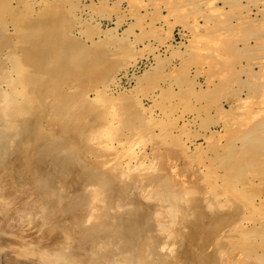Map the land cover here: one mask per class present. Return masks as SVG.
I'll return each mask as SVG.
<instances>
[{
  "label": "rangeland",
  "instance_id": "1",
  "mask_svg": "<svg viewBox=\"0 0 264 264\" xmlns=\"http://www.w3.org/2000/svg\"><path fill=\"white\" fill-rule=\"evenodd\" d=\"M0 2V260L264 264V0Z\"/></svg>",
  "mask_w": 264,
  "mask_h": 264
},
{
  "label": "bare ground",
  "instance_id": "2",
  "mask_svg": "<svg viewBox=\"0 0 264 264\" xmlns=\"http://www.w3.org/2000/svg\"><path fill=\"white\" fill-rule=\"evenodd\" d=\"M45 1V0H44ZM60 2V1H59ZM1 3V2H0ZM55 3H57V2H55ZM180 3V2H179ZM176 4V3H175ZM232 4V3H231ZM235 4V3H234ZM184 5V4H183ZM233 5V4H232ZM55 7V6H54ZM58 7V6H57ZM179 7V6H178ZM94 9V8H93ZM60 11V10H59ZM62 11V10H61ZM151 11V10H150ZM13 13H15V12H13ZM12 13V14H13ZM60 14H62V13H60ZM60 16V15H59ZM213 17V16H212ZM135 18H136V16H135ZM134 18V19H135ZM19 19V18H18ZM60 19V18H59ZM68 19V18H67ZM120 19V18H119ZM118 19V20H119ZM228 20V19H227ZM19 21V20H18ZM224 21H226V20H224ZM10 22V21H9ZM72 25V24H71ZM224 25V24H223ZM230 25V24H229ZM219 27V26H218ZM227 31V30H226ZM213 32V31H212ZM87 33H89V32H87ZM93 33V32H92ZM208 35V34H207ZM109 36V35H108ZM115 37V36H114ZM125 40V39H124ZM191 43V42H190ZM231 44V43H230ZM233 45V44H232ZM128 50V49H127ZM129 52V51H128ZM235 52V51H234ZM253 76V75H252ZM254 78V77H253ZM252 81V80H251ZM251 81H250V83H251ZM253 81H254V79H253ZM252 81V82H253ZM188 85V84H187ZM218 85V84H217ZM224 88V87H223ZM182 90V89H181ZM180 92V91H179ZM192 92V91H191ZM159 96V95H158ZM180 96V95H179ZM198 98V97H197ZM211 98V97H210ZM182 99V98H181ZM187 99V98H186ZM158 105H159V103H158ZM231 115V114H230ZM264 120V119H263ZM262 121V120H261ZM259 122V121H258ZM247 124V123H246ZM256 125H257V123H256ZM110 127V126H109ZM112 127V126H111ZM232 127V126H231ZM253 128H254V126H252ZM263 127H264V121L263 122H261V123H259L258 124V126L257 127H255V129L256 130H254V129H250L249 131H247L246 133L244 132V135L242 136V146H248V144H250V142H251V140L253 139V138H255L257 135L259 136V132L258 131H260V130H262L263 129ZM107 128V127H106ZM247 128H249V127H247ZM264 130V129H263ZM104 131H106V129H104ZM245 131V130H244ZM257 131V132H256ZM108 132V131H107ZM110 132H111V130H110ZM242 132V131H241ZM240 132V133H241ZM105 133V132H104ZM109 133V132H108ZM243 133V132H242ZM264 133V132H263ZM107 134V133H106ZM257 134V135H256ZM26 136H27V134H26ZM239 136V135H238ZM235 137V136H234ZM24 138V137H23ZM237 138V137H236ZM260 139V143H259V145L257 146L258 147V149H260L261 151H264V135L263 136H261V137H259ZM29 139H30V137H29ZM28 139V140H29ZM26 140V139H25ZM256 140H257V138H256ZM27 141V140H26ZM30 141V140H29ZM111 141V140H110ZM227 141V140H226ZM236 141V140H235ZM28 142V141H27ZM112 142V141H111ZM228 142V141H227ZM257 143H258V141H257ZM256 143V144H257ZM254 145V144H253ZM241 146V147H242ZM240 147V148H241ZM239 148V149H240ZM243 148V147H242ZM230 149V148H229ZM243 149H245V147L243 148ZM248 149V148H247ZM257 150V149H256ZM252 152V151H251ZM234 153V152H233ZM236 153V152H235ZM240 154V153H239ZM22 155V154H21ZM229 155V154H228ZM243 155V154H242ZM256 156H257V154H255ZM23 157H24V154L22 155ZM232 156V155H231ZM241 156V155H240ZM224 157H228V156H225L224 155ZM241 158V157H240ZM228 159H230V158H228ZM24 160L26 161V159H25V157H24ZM22 161V160H21ZM20 161V162H21ZM23 163H24V161H22ZM258 162V161H257ZM17 163V162H16ZM22 163V164H23ZM26 163V162H25ZM219 164V163H218ZM16 165V164H15ZM15 165H14V167H15ZM19 165V164H18ZM12 167V166H11ZM21 168V167H20ZM11 169V168H10ZM14 169V168H13ZM28 169V168H27ZM21 170V169H20ZM23 170H25V169H23ZM84 170V169H83ZM82 170V171H83ZM18 170H14V175H17V172ZM79 172L81 171V170H78ZM77 171V172H78ZM28 172H30V170L28 171ZM38 172V171H37ZM87 172V171H86ZM9 173H10V171H9ZM18 173H20V172H18ZM34 173V172H33ZM32 173V174H33ZM76 173V172H75ZM35 174V173H34ZM84 174V173H83ZM21 175V174H20ZM31 174H29V176H30ZM75 175V174H74ZM20 177V176H19ZM19 177L17 178V179H19ZM24 178H25V176H24ZM12 179V178H11ZM14 179V178H13ZM27 179V178H26ZM5 180H7V179H5ZM28 180L29 179H27V180H21L20 179V182H17L16 180V182H17V185L20 187V186H24V185H26V184H28L29 182H28ZM3 180H1V182H2ZM8 181V180H7ZM12 181V180H11ZM14 181V182H15ZM5 182V181H4ZM33 182V181H32ZM59 182V181H58ZM73 182V181H72ZM3 184V183H2ZM7 184V183H6ZM14 184V183H13ZM66 184V183H65ZM12 185V184H11ZM27 186V185H26ZM58 186V185H57ZM61 186H62V184H61ZM106 186V185H105ZM68 187V186H67ZM14 188V187H13ZM49 188V187H48ZM60 190V189H59ZM1 192L2 191H0V194H1ZM111 192V191H110ZM46 194V193H45ZM111 195H113L112 193H111ZM111 195H110V193H109V198L111 197ZM55 196V195H54ZM61 196V195H60ZM59 196V197H60ZM54 199V198H53ZM64 200V199H63ZM62 200V201H63ZM111 200V199H110ZM54 201V200H53ZM60 202V201H59ZM112 206V205H111ZM63 210V209H62ZM108 211V210H107ZM132 212V211H131ZM104 215V214H103ZM100 217V216H99ZM101 217H103V216H101ZM68 218V217H67ZM124 218V217H123ZM133 220L131 221V220H129V218L127 217V219H125V220H116L115 222L114 221H112V219H107L106 220V222H107V226H105V228H102V230H104V234L106 233L107 234V239H109L110 241H112V243H117V244H114V246H112V247H109L108 246V243H107V239L106 240H99V247H100V251H101V253L103 254V255H107L108 256V258H110V260L111 261H114L113 259H115V258H112V257H115L114 255H116V253H122V252H124V251H126L130 246H132L133 244H134V242H136L137 240H138V237H137V232H134V229L135 228H137L138 226H140V224H141V216L140 215H134L133 217H131ZM66 219V218H65ZM75 219V218H74ZM102 219V218H101ZM102 220H100L99 221V219L97 218V220H96V222H97V224L98 223H100ZM44 222V221H43ZM61 222V221H60ZM67 222V221H66ZM74 222H76V221H74ZM56 223H57V221H56ZM65 222H63V224H64ZM102 223V222H101ZM45 224V223H44ZM63 224H62V226H63ZM71 225H72V223H70ZM58 225V224H57ZM68 225V224H67ZM96 225V224H95ZM100 225V224H99ZM104 225V224H103ZM102 225V226H103ZM53 226V225H52ZM62 226H60V227H62ZM65 226V225H64ZM71 227V226H70ZM75 227V226H74ZM96 227H97V225H96ZM38 229V232H40V233H42V239L44 240V241H46V240H49V241H53V239H54V237H55V232L57 231H55V229H53L51 226L50 227H48V228H45L44 230H41L39 227H37ZM55 228H56V226H55ZM58 228V227H57ZM63 228L64 227H62V230H63ZM68 229V228H67ZM85 229V228H84ZM88 229V228H87ZM138 229V228H137ZM29 230H31V229H29ZM29 230H28V232H29ZM79 230V229H78ZM81 230V229H80ZM79 230V231H80ZM33 231H34V229H33ZM64 231V230H63ZM106 231V232H105ZM170 231V230H169ZM72 232V231H71ZM147 232V231H146ZM145 232V233H146ZM22 233V232H21ZM35 233H37V232H35ZM65 233H66V231H65ZM65 233L63 232V234L64 235H62V236H64L65 237ZM158 233V232H157ZM177 233V232H176ZM67 234H69L68 232H67ZM71 234V233H70ZM69 234V235H70ZM141 234V233H140ZM18 235V234H17ZM28 235V234H27ZM32 235H33V233H32ZM173 235V234H172ZM16 236V235H15ZM61 236V235H60ZM59 236V237H60ZM62 236H61V238H62ZM75 236V235H74ZM101 236H103V235H101ZM105 236V235H104ZM141 236V235H140ZM144 236V235H143ZM7 237V236H6ZM17 238H13L12 237V239L13 240H9V238H7L8 239V243H7V246H9V247H12V248H16V246L18 245V246H20L19 244L20 243H22L23 244V242H28V241H25V236H20L19 235V237L18 236H16ZM71 237V236H70ZM11 238V237H10ZM33 238V237H32ZM61 238L60 239H57V240H61ZM78 238V237H77ZM101 238V237H100ZM3 239V238H2ZM6 239V238H5ZM34 239H35V237H34ZM73 239V238H72ZM71 239V240H72ZM102 239V238H101ZM27 240V239H26ZM33 240V239H32ZM42 240V241H43ZM56 240V241H57ZM65 240V239H64ZM162 240V239H161ZM3 241V240H2ZM5 241V240H4ZM7 241V240H6ZM42 241H40V242H38V244L39 243H41ZM73 241V240H72ZM71 241V243H73ZM31 242V241H30ZM34 242V240L31 242V244ZM37 242V241H36ZM51 243V242H50ZM53 243H54V241H53ZM52 243V244H53ZM57 243V242H56ZM61 243V242H60ZM68 243H69V241H68ZM96 243V242H95ZM110 243V242H109ZM140 243H142V242H140ZM17 244V245H16ZM42 244V243H41ZM40 244V245H41ZM74 244V243H73ZM76 244V243H75ZM14 245H15V247H14ZM40 245H39V247H40ZM43 246H44V243L42 244ZM41 245V246H42ZM46 245H47V243H46ZM68 245H70V244H68ZM97 245V244H96ZM6 246V247H7ZM22 246V245H21ZM25 246V245H24ZM33 246V245H32ZM34 246H35V244H34ZM73 246V245H72ZM138 246V245H137ZM48 247V246H47ZM75 247V246H74ZM24 248V247H23ZM37 248V247H36ZM45 248V247H44ZM56 248V247H55ZM54 248V249H55ZM76 248V247H75ZM132 248V247H131ZM42 249V248H41ZM71 249V248H70ZM77 249H81V247H77ZM28 250V249H27ZM34 250V249H33ZM44 250V249H43ZM47 250V249H46ZM45 250V251H46ZM76 250V249H75ZM82 250H83V248H82ZM82 250H80V251H82ZM9 251H12V250H9ZM19 251V250H18ZM22 251L24 252V250L22 249ZM29 251V250H28ZM35 251H37V250H35ZM41 251V250H40ZM39 251V252H40ZM62 251V250H61ZM60 251V252H61ZM25 252H26V250H25ZM30 252V251H29ZM38 252V253H39ZM77 252H78V250H77ZM83 252V251H82ZM78 253V255L79 254H82V255H84L83 253L85 252H83V253ZM111 252H113V253H111ZM27 254H25V253H22V255H23V257L24 258H28V260H30L31 262H35V263H37V264H41V262L42 261H38V258H37V255L36 254H34V252H31V253H28V252H26ZM44 253V252H43ZM130 253V252H129ZM77 254V253H76ZM87 254V253H86ZM110 254V255H109ZM12 255V254H11ZM63 255V254H62ZM77 255V256H78ZM82 255H80V256H82ZM126 255V254H125ZM39 256V255H38ZM70 256V255H69ZM80 256H78L77 258H79ZM43 257V256H42ZM63 257V256H62ZM68 257V256H67ZM71 257V256H70ZM76 257V256H75ZM74 257V258H75ZM120 257V256H119ZM137 257V256H136ZM47 258V257H46ZM64 258V257H63ZM62 258V259H63ZM69 258V257H68ZM138 258V257H137ZM7 259H13V258H8L7 257ZM40 259V258H39ZM61 259V260H62ZM64 259H66V258H64ZM64 259H63V261H64ZM71 259V258H70ZM119 259V258H118ZM124 259V258H123ZM73 260V262L74 263H71L70 261H68V262H66V263H68V264H81V263H79L81 260H79V259H72ZM108 260V259H107ZM121 260V259H120ZM131 260V259H130ZM141 260V259H140ZM67 261V260H66ZM83 261H84V259H83ZM87 261H88V258H87ZM127 261V260H126ZM44 262V261H43ZM82 262V261H81ZM137 262V261H136ZM62 263V262H61ZM65 263V264H66ZM84 263H85V261H84ZM89 263V262H88ZM126 263V262H125ZM124 263V264H125ZM129 263H130V261H129ZM157 263V262H156ZM63 264V263H62ZM90 264V263H89ZM107 264H109V263H107ZM111 264V263H110ZM127 264V263H126ZM158 264H162L161 263V261L159 260V262H158Z\"/></svg>",
  "mask_w": 264,
  "mask_h": 264
},
{
  "label": "water",
  "instance_id": "3",
  "mask_svg": "<svg viewBox=\"0 0 264 264\" xmlns=\"http://www.w3.org/2000/svg\"><path fill=\"white\" fill-rule=\"evenodd\" d=\"M0 264H36V263H30L26 261L15 260V259H7V257H4L2 260H0Z\"/></svg>",
  "mask_w": 264,
  "mask_h": 264
}]
</instances>
